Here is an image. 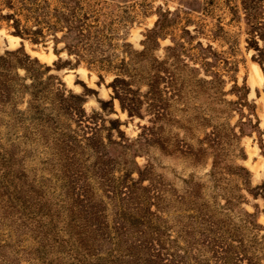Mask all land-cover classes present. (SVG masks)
Wrapping results in <instances>:
<instances>
[{
    "label": "rangeland",
    "instance_id": "obj_1",
    "mask_svg": "<svg viewBox=\"0 0 264 264\" xmlns=\"http://www.w3.org/2000/svg\"><path fill=\"white\" fill-rule=\"evenodd\" d=\"M96 1L116 44L110 51L116 65L113 71L88 64L85 59L78 62L63 49V43L55 45L51 33H45V39L37 43L19 36L13 39V28L0 21V55L21 49L49 66L46 72L20 52L11 55L17 74L27 76L26 84H30L31 76L25 69L42 80L53 74L67 90L84 97L88 117L97 116V122L87 117L80 126L74 120L61 119L60 127L74 131L80 143V147L71 145L67 160L53 129L30 121L27 112L22 116L24 122L14 113L9 116V109L1 116L0 146L10 152L12 161L29 180L49 184L56 198L68 186L73 187L68 182L75 172L72 162H79L74 178L83 179L93 198L103 200L110 219L115 218L113 213L121 203L123 181L130 184L129 179L138 178L139 171L143 185L151 187L153 198L147 203L155 212L159 208L175 249L187 262L192 256L193 264H219L216 259L224 254H219L222 249L218 247L229 241L231 230L236 228L238 235L242 234L243 209L250 213L257 210V223L264 226V199L249 193L235 174L238 166H244L250 171L252 187L264 182V120L258 111L264 84L249 82L255 66L260 69L258 60L264 58V0ZM150 29L158 32V46L149 51L143 68L135 62L139 58L135 52L143 50ZM29 50L43 52L49 61H42ZM156 60L164 62L159 72ZM116 76L124 81L117 83L122 89L115 94L110 83ZM234 83L248 87L247 102L254 106V114L244 103L239 104L238 96L243 92L233 88ZM29 98L26 93L17 109L26 110ZM119 99L125 104L139 101V113L129 116ZM86 123L97 128V139L105 144L104 164L111 161L100 165L104 170L97 173L90 168L95 157L85 141L91 133ZM226 199L235 204L227 208ZM79 209L72 207L73 214ZM8 233L6 227L0 230V241L9 242ZM262 234L264 230H254L249 235L253 237L252 254L258 255L255 248ZM13 244L17 252H11L10 258L17 259L18 264H42L35 252H23L34 245L31 238L23 235ZM44 257L52 264L69 260L65 254Z\"/></svg>",
    "mask_w": 264,
    "mask_h": 264
},
{
    "label": "trees",
    "instance_id": "obj_2",
    "mask_svg": "<svg viewBox=\"0 0 264 264\" xmlns=\"http://www.w3.org/2000/svg\"><path fill=\"white\" fill-rule=\"evenodd\" d=\"M99 4L96 0H0V21L9 24L15 36L34 43L45 39V33H51L55 45L63 43V49L69 55H75L78 62L85 59L88 64L113 71L116 65L110 51L116 44L106 19H102L104 14ZM57 32H61L60 37L56 36ZM157 38L156 30H147L143 50L135 52L139 57L135 62L141 63L143 68L148 63L149 51L158 46ZM255 49L260 51L257 46ZM19 52L38 68L49 71V66L39 63L37 58H30L21 49L0 55V121L8 109L9 116L14 113V117L22 122L24 112L31 114L30 121L53 129L55 141L63 145L67 160L71 145L80 147V143L73 135L74 131L67 132L60 127L63 124L61 119L74 120L80 126L82 120L88 117L83 109L84 97L67 90L53 74L42 80V77L30 74L25 69L26 74L31 76L30 84H26L27 76L17 74L10 58ZM121 62L127 64L124 60ZM163 63L156 60L157 72ZM258 64L264 76V58L259 59ZM120 81L124 80L116 76L110 83L115 94L122 89L117 85ZM148 86L153 87L151 84ZM233 88L242 89L243 94L238 96V100L242 101L239 104L244 103L249 112L254 114V106L247 102L248 87L243 84L240 88L234 83ZM26 93L30 98L26 110L20 111L17 103L24 101ZM44 102L47 105H43ZM102 103L105 105L107 102ZM125 103L120 100L121 108L129 116L139 113V101L136 104ZM96 118L88 117L93 123L97 122ZM247 120L250 121V118L247 117ZM258 123L256 118L254 126L257 127ZM85 127L91 130L90 135L85 136V141L95 157L90 168L97 170V173L104 170L100 165L107 166L111 161L104 164L102 160L105 144L97 139V128L93 129L88 123ZM261 148L264 149V146ZM214 159L213 167H216L217 161ZM132 164L138 168L134 160ZM72 166L75 172H72L73 177L68 182L73 187L65 188L59 200L49 184L40 185L38 180H29L21 167L12 161L10 152L0 146V230L6 227L9 232L7 237L10 238L9 242L0 241L1 264H18L19 261L10 258V255L13 251L17 252L13 243L18 244L23 235L34 241L32 248L23 252H35L42 264H52V260L44 257L52 254L69 257L68 263L66 260L59 264H193L192 256L187 257V262L175 249L176 246L171 244L164 220L159 216V208L155 212L147 203L149 198H153L149 192L151 187L143 185L144 179L139 171L138 178L129 179L130 184L123 181L121 203L115 208V218L110 219L103 200L94 199L89 185H84L83 179L74 178L81 164L74 161ZM235 174L242 178L249 193L264 199V182L252 187L250 171L244 166H238ZM69 199L72 200L71 204ZM234 204L228 199L225 201L227 208ZM74 206L80 209L73 214ZM257 214V210L254 213L242 210V234L239 236L236 228L231 230L229 241L218 247L222 249L221 252L215 251L224 254L217 256L216 262L219 259V264H240L243 261L246 264H264V234L255 248L258 249V255L251 253L253 237L249 235L254 230H264V226L257 223ZM144 228L147 230L144 231Z\"/></svg>",
    "mask_w": 264,
    "mask_h": 264
},
{
    "label": "bare ground",
    "instance_id": "obj_3",
    "mask_svg": "<svg viewBox=\"0 0 264 264\" xmlns=\"http://www.w3.org/2000/svg\"><path fill=\"white\" fill-rule=\"evenodd\" d=\"M13 39H17L18 37L16 36H11ZM30 53H32L33 55L38 56L40 59H42V61H49V56L46 54H43V52H36V51H32L29 50ZM263 74L261 72V70L255 66L254 71L252 73H250L249 75V82L251 83V85H258V86H262L263 85ZM255 87V86H254ZM252 88V87H251ZM258 102V106H260V109H258L260 117L263 118L264 120V97H260Z\"/></svg>",
    "mask_w": 264,
    "mask_h": 264
},
{
    "label": "water",
    "instance_id": "obj_4",
    "mask_svg": "<svg viewBox=\"0 0 264 264\" xmlns=\"http://www.w3.org/2000/svg\"><path fill=\"white\" fill-rule=\"evenodd\" d=\"M259 107V109H260V106H258Z\"/></svg>",
    "mask_w": 264,
    "mask_h": 264
}]
</instances>
